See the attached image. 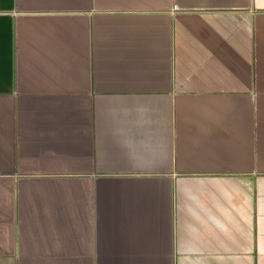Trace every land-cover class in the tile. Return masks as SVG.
<instances>
[{"label":"crops","instance_id":"0c3cea01","mask_svg":"<svg viewBox=\"0 0 264 264\" xmlns=\"http://www.w3.org/2000/svg\"><path fill=\"white\" fill-rule=\"evenodd\" d=\"M0 264H264V0H0Z\"/></svg>","mask_w":264,"mask_h":264}]
</instances>
